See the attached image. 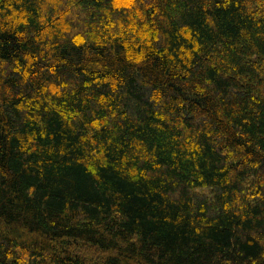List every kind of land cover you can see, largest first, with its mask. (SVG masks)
I'll use <instances>...</instances> for the list:
<instances>
[{
	"label": "trees",
	"instance_id": "trees-1",
	"mask_svg": "<svg viewBox=\"0 0 264 264\" xmlns=\"http://www.w3.org/2000/svg\"><path fill=\"white\" fill-rule=\"evenodd\" d=\"M0 264H264V0H0Z\"/></svg>",
	"mask_w": 264,
	"mask_h": 264
}]
</instances>
